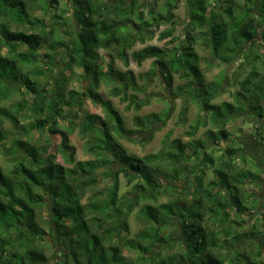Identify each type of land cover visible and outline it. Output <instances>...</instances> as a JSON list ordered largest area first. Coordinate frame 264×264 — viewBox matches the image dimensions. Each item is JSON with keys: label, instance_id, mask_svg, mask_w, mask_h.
<instances>
[{"label": "trees", "instance_id": "1", "mask_svg": "<svg viewBox=\"0 0 264 264\" xmlns=\"http://www.w3.org/2000/svg\"><path fill=\"white\" fill-rule=\"evenodd\" d=\"M176 1L165 0L163 11L146 5L153 15L147 18L137 0H70L79 27L69 39L55 36L59 13L51 14L49 30L43 18L32 16L50 13L59 0H0V264H264L256 238L264 235V203L257 214L259 198L247 186L264 177L237 162L246 159L243 147L227 128L231 116L250 105L264 139V75L253 67L234 101L214 103L220 88L201 82L196 50L201 44L230 62L247 41L260 38L264 45V0H191V27L183 38L170 27L158 38L171 37L172 45L147 44L129 53L134 27L136 40L147 42L169 22ZM31 23L42 30L24 27ZM101 48L109 52L106 64ZM59 49L67 63L56 71L51 64ZM116 59L138 65L153 59L149 75L160 73L170 87L175 76L185 80L178 91H189L199 107L186 131L189 140L168 139L143 156L118 143L129 130L111 100L95 91L104 79L136 84L134 72L119 70ZM74 66L90 80L87 89L69 88ZM48 72L51 80L42 83ZM85 97L102 105L105 117L81 114ZM145 103L133 94L128 107L139 110ZM72 108L75 115L63 117ZM154 118L160 116L136 121ZM207 123L206 137H196ZM77 131L92 158L77 159L70 139ZM55 135L65 163L51 151ZM212 139L231 143L216 155L209 151ZM208 168L213 177L207 180ZM183 178V187L174 183ZM255 211L253 221L246 218ZM132 214L141 224L133 234ZM47 235L59 241L55 255L47 250Z\"/></svg>", "mask_w": 264, "mask_h": 264}, {"label": "rangeland", "instance_id": "2", "mask_svg": "<svg viewBox=\"0 0 264 264\" xmlns=\"http://www.w3.org/2000/svg\"><path fill=\"white\" fill-rule=\"evenodd\" d=\"M165 0H159L157 3L152 2L151 0H137L138 4L145 9L146 17L150 18L153 15L149 14L148 7L152 6L155 10L163 11V3ZM243 2V0H239ZM60 4L56 9L46 15L41 12L34 11L33 18H43V25L45 30H49L52 22L54 21L51 18L53 12L59 13L62 18L58 23L54 25L58 27L56 35H59L61 38H69L74 34V29L79 27V22L75 19L74 7L71 4L70 0H59ZM192 9L191 0H177L175 5L171 7V14L169 22L164 24L161 23L153 37L148 38L147 42L141 43L139 40H136L138 35L137 28L134 27L133 30V46L129 50V53L134 50L140 49L147 44H158V45H172L170 43L171 37L160 40L158 37L160 33L164 30H167L170 27H174V35L183 38L184 34L191 27V18L189 16V11ZM65 21V22H64ZM63 22L66 24L64 25ZM156 24V23H155ZM154 24V25H155ZM28 25V26H27ZM25 24V28L29 29H40L42 27L36 26L35 24ZM157 25V24H156ZM64 27V29H61ZM67 27V29H66ZM8 47H4L2 52L5 54ZM23 49L18 46V50ZM41 52H44L42 47ZM196 50L200 54V69L203 72L202 83H208L212 86L220 88L218 96L213 100L214 103H220L222 101H234V93L239 89V81L247 76V74L252 70L253 67H257L261 75H264V45L260 38H256L251 41H247L244 44L242 52L230 62H225L222 59H219L217 55H213L212 52L203 47L201 44L196 46ZM59 53L56 55L55 62L56 64H51L58 71L61 66L66 65V61H63L65 57L64 50L59 49ZM101 54L104 56V63L109 60L108 51L101 48ZM9 53V52H8ZM45 59L43 62H46ZM153 59H148L144 61L141 65H138L135 61L131 60L128 64H125L123 60L116 59L115 66L122 71L132 70L134 72V81L136 84H131L130 87H127L124 82H121L120 79L116 82L104 79L99 87L95 90L99 92L105 99L111 100L113 106L120 112L123 117L126 128L129 132H126L123 136H117L118 143L126 149L128 152H132L136 155L143 156L150 152H157L160 147L163 146L165 141L168 139H173L176 137H181L183 140H189V137L186 135V131L190 130V125L197 119L199 114V107L191 97L189 91H178V87L183 85L185 82L184 79H181L177 76L174 77L173 86H168L167 82L160 73L149 75V71L153 69ZM44 64H39L41 68H44ZM27 70V69H26ZM74 73L69 82V88H74L77 90L87 89L90 83V80L83 76L82 70L79 67H73ZM69 73V72H68ZM42 83H45L48 80H51V73L48 72L46 77H42ZM120 88L121 94L114 95L112 94L113 88ZM126 90V91H124ZM124 92V93H123ZM19 93V92H18ZM136 96L137 100H143L146 103L141 107V109L136 110L134 106L128 107V104L131 103L132 95ZM21 96V94H16ZM253 104V103H250ZM74 108V107H73ZM70 109L63 117H71L75 115V110ZM92 112L97 113L105 117V110L102 105L98 104L91 98H84L83 104L81 107V114L83 112ZM80 114V116H81ZM157 114L160 118H154L150 123H140L136 121V117H145ZM257 122L253 116L251 107H249L242 113L231 116L227 124V128L231 133V139L237 142V146L243 147L242 153L245 156V160L242 158L237 159V162L240 163L244 168L253 170L254 172L260 173L264 177V139H261L258 131L256 130ZM210 124L207 123L199 128V131L196 134V137L205 138V132L209 128ZM7 127L9 125L7 124ZM71 144L76 148V157L77 159L85 160L92 158L93 156L85 150V139L81 138L78 131L70 135ZM61 142V137L55 135L53 137V147L51 148L52 152H57V161L65 163L61 153L58 152V144ZM231 142L229 140H221L217 142L216 140H209L208 144L210 147L209 151H214L216 155L224 151L225 147L228 146ZM216 148V149H215ZM220 148V149H218ZM213 177L212 169L207 170L206 178L207 180ZM164 184H169V181L162 179ZM186 179H179L175 181V184H180L183 187L186 184ZM248 188L253 190L256 193V196L261 198L264 202V181L261 183H254V181L248 182ZM129 186L125 184L123 179L122 190H127ZM163 200H167L165 197ZM262 203L258 206L257 211L260 213ZM248 213V212H247ZM43 218H47L48 212L47 208L42 209ZM246 218H250V221L254 220L256 217V211L254 213H249ZM131 231L136 232L141 224L137 221L134 214L130 216L129 219ZM252 223L248 226L250 227ZM258 236L257 241L260 246L264 249V235ZM47 250L50 254H57L59 252V241H57L53 236L47 235ZM53 261H51L52 263Z\"/></svg>", "mask_w": 264, "mask_h": 264}, {"label": "crops", "instance_id": "3", "mask_svg": "<svg viewBox=\"0 0 264 264\" xmlns=\"http://www.w3.org/2000/svg\"><path fill=\"white\" fill-rule=\"evenodd\" d=\"M259 125H260L261 128L264 130V119H261V120H260Z\"/></svg>", "mask_w": 264, "mask_h": 264}, {"label": "flooded vegetation", "instance_id": "4", "mask_svg": "<svg viewBox=\"0 0 264 264\" xmlns=\"http://www.w3.org/2000/svg\"><path fill=\"white\" fill-rule=\"evenodd\" d=\"M259 183H261V182H259ZM259 201H260L259 206H260L261 203H262V204L264 203V202H262V200H261L260 197H259ZM256 211H257V210H256ZM260 211H261V209H260ZM258 212H259V211H257V214H258ZM257 214H256V215H257Z\"/></svg>", "mask_w": 264, "mask_h": 264}]
</instances>
